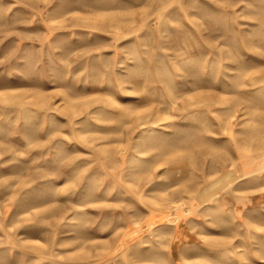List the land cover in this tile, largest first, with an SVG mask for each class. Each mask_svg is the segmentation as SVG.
<instances>
[{
  "label": "rangeland",
  "instance_id": "obj_1",
  "mask_svg": "<svg viewBox=\"0 0 264 264\" xmlns=\"http://www.w3.org/2000/svg\"><path fill=\"white\" fill-rule=\"evenodd\" d=\"M0 264H264V0H0Z\"/></svg>",
  "mask_w": 264,
  "mask_h": 264
},
{
  "label": "crops",
  "instance_id": "obj_2",
  "mask_svg": "<svg viewBox=\"0 0 264 264\" xmlns=\"http://www.w3.org/2000/svg\"><path fill=\"white\" fill-rule=\"evenodd\" d=\"M250 189V188H249ZM225 193H227L225 191ZM156 219V218H155ZM179 223H177L174 227V235L173 241H180L181 240H188V236L196 235L199 236V229L200 223L197 220L193 219L192 217L182 218ZM183 242V241H182Z\"/></svg>",
  "mask_w": 264,
  "mask_h": 264
}]
</instances>
